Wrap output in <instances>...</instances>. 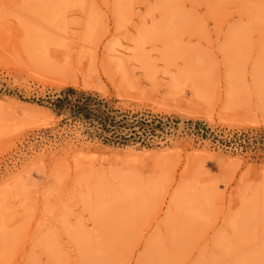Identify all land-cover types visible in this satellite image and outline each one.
Returning <instances> with one entry per match:
<instances>
[{
	"label": "rangeland",
	"instance_id": "374dc122",
	"mask_svg": "<svg viewBox=\"0 0 264 264\" xmlns=\"http://www.w3.org/2000/svg\"><path fill=\"white\" fill-rule=\"evenodd\" d=\"M125 2L0 0V264H264V0Z\"/></svg>",
	"mask_w": 264,
	"mask_h": 264
},
{
	"label": "bare ground",
	"instance_id": "6f19581e",
	"mask_svg": "<svg viewBox=\"0 0 264 264\" xmlns=\"http://www.w3.org/2000/svg\"><path fill=\"white\" fill-rule=\"evenodd\" d=\"M125 1H130L131 2V0H124V5H128ZM55 16L56 17H58V13H56L55 14ZM53 20H55L56 18H52ZM258 20L260 21V20H263L264 21V15L262 16V15H260L259 16V18H258ZM145 31V30H144ZM150 32H153V30H149ZM130 49H132V46L130 45V44H128V46H126V47H123V51H126V50H130ZM115 54L116 53H118V55H121V54H123L122 52H121V50H119V52H118V49H115ZM143 64V67H144V69H145V71H146V73L148 74V73H150L151 72V69H150V66H149V64H147L146 62H143L142 63ZM120 68H122L123 70H124V72H126L127 71V67L124 65V64H122V63H120ZM150 76H153L152 78H154V77H157V74H155V73H150L149 74ZM170 86V89L171 90H174V91H182V90H184V88H185V86H187V85H191V84H188V82H186V83H182V81H181V79L179 78V77H173L171 80H170V84H169ZM185 85V86H184ZM192 86V85H191ZM193 90L195 89L196 90V94L197 95H199V96H202V94H201V88L200 87H198V86H194L193 85ZM221 91V90H220ZM227 95H228V97H230V98H235L236 97V95H235V92L233 91V89H229L228 90V92H227ZM125 187H129V186H125ZM74 229V228H73Z\"/></svg>",
	"mask_w": 264,
	"mask_h": 264
},
{
	"label": "trees",
	"instance_id": "16d2710c",
	"mask_svg": "<svg viewBox=\"0 0 264 264\" xmlns=\"http://www.w3.org/2000/svg\"><path fill=\"white\" fill-rule=\"evenodd\" d=\"M67 99L68 98L66 96L64 98L63 97H58L56 99V101L54 102L55 103L54 104L55 107L58 108V109H60L64 105V103H65V101ZM78 100H79L78 101L79 104L77 106L78 107V112H79V109L81 110L82 108H87L88 110H90L93 101H94L95 104H98V105L100 104V101H97L96 99L92 98L91 96H87V97L86 96H82ZM163 124L164 123L162 121H159V125H163ZM140 125L143 126V127H145V126H148L149 124L146 123V122L141 121L140 122Z\"/></svg>",
	"mask_w": 264,
	"mask_h": 264
}]
</instances>
